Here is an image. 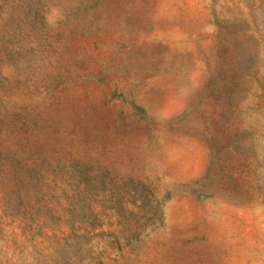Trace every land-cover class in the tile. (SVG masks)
<instances>
[{
	"label": "rangeland",
	"instance_id": "374dc122",
	"mask_svg": "<svg viewBox=\"0 0 264 264\" xmlns=\"http://www.w3.org/2000/svg\"><path fill=\"white\" fill-rule=\"evenodd\" d=\"M0 264H264V0H0Z\"/></svg>",
	"mask_w": 264,
	"mask_h": 264
},
{
	"label": "trees",
	"instance_id": "16d2710c",
	"mask_svg": "<svg viewBox=\"0 0 264 264\" xmlns=\"http://www.w3.org/2000/svg\"><path fill=\"white\" fill-rule=\"evenodd\" d=\"M139 235L140 234H135L134 236H135V238H137V237H139ZM115 242H116V244H118L117 246L120 248L121 247V243L119 242V240H116Z\"/></svg>",
	"mask_w": 264,
	"mask_h": 264
}]
</instances>
